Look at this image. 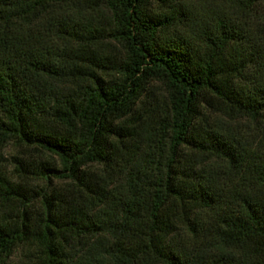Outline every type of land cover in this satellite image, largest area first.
<instances>
[{"label":"trees","instance_id":"16d2710c","mask_svg":"<svg viewBox=\"0 0 264 264\" xmlns=\"http://www.w3.org/2000/svg\"><path fill=\"white\" fill-rule=\"evenodd\" d=\"M188 1L0 0V264H264V0Z\"/></svg>","mask_w":264,"mask_h":264},{"label":"rangeland","instance_id":"374dc122","mask_svg":"<svg viewBox=\"0 0 264 264\" xmlns=\"http://www.w3.org/2000/svg\"><path fill=\"white\" fill-rule=\"evenodd\" d=\"M189 1L188 2L191 5V7L189 8L192 12V15H194L196 18H198L200 15L216 14L220 12L222 8L226 7L225 4L227 2V0H189ZM104 16L105 17L102 23L104 25H108L109 24L108 15L105 13ZM100 50L108 52L116 58H119L121 54L119 47L112 42H103V44H101L100 46ZM155 89L159 93L157 95V99L160 102L164 103L165 100L161 93L160 86L157 85ZM26 155L27 153L24 152L23 148L20 146H17L13 142L8 143L6 147L3 149V152L0 158V163L5 168L6 174L10 178L17 176L15 169H14V163H13L14 158L21 157L25 159ZM36 156H37L36 153L31 152L30 157H36ZM27 180H28L29 185L35 188L36 190L45 187V182L42 180L31 178V177H29ZM52 184H56V182L52 181ZM33 253H34L33 247H30L27 245L19 246L14 250V252L10 256L7 264H31Z\"/></svg>","mask_w":264,"mask_h":264}]
</instances>
